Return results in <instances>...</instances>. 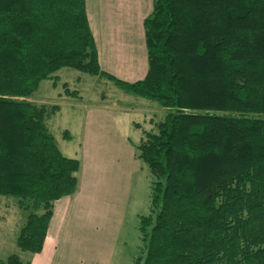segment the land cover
Returning <instances> with one entry per match:
<instances>
[{
	"label": "trees",
	"instance_id": "1",
	"mask_svg": "<svg viewBox=\"0 0 264 264\" xmlns=\"http://www.w3.org/2000/svg\"><path fill=\"white\" fill-rule=\"evenodd\" d=\"M143 27L148 70L126 83L99 68L85 0H0V198L27 214L16 247L40 252L53 204L79 188L81 161L45 124L56 107L29 101L68 68L166 111L134 147L150 195L133 264H264V0H153Z\"/></svg>",
	"mask_w": 264,
	"mask_h": 264
},
{
	"label": "crops",
	"instance_id": "2",
	"mask_svg": "<svg viewBox=\"0 0 264 264\" xmlns=\"http://www.w3.org/2000/svg\"><path fill=\"white\" fill-rule=\"evenodd\" d=\"M152 7L153 0H85L102 72L126 83L144 79L148 59L143 23ZM64 105L69 108L72 104ZM72 107L76 121L61 134L68 143L76 136L78 147L66 157L81 161L78 191L53 204L40 252H21L15 244L16 236L11 241L0 237V259L14 254L28 264H113L135 176L145 171L134 147L144 139L143 132L153 131L155 124L151 129L144 128L136 113L126 108L88 104ZM52 115L46 118V126ZM64 133L68 140L63 138Z\"/></svg>",
	"mask_w": 264,
	"mask_h": 264
},
{
	"label": "rangeland",
	"instance_id": "3",
	"mask_svg": "<svg viewBox=\"0 0 264 264\" xmlns=\"http://www.w3.org/2000/svg\"><path fill=\"white\" fill-rule=\"evenodd\" d=\"M57 81H44L39 84L29 101L39 107L50 110L59 107L57 113L51 116L47 129L55 138L61 152L68 156L78 147L76 136L74 141L62 139V132L71 129L75 122L73 105H106L111 107L133 110L138 120L143 121V127L151 129L165 115V110L157 103L130 96L119 90L103 78H94L81 72L64 68L58 71ZM53 84V89L51 86ZM56 88V89H55ZM85 101V102H82ZM68 103L70 107L64 105ZM81 102V103H80ZM58 104V105H57ZM48 121V119H47ZM150 122V123H149ZM52 123V125H51ZM76 146V147H75ZM150 176L145 170L134 179L129 210L121 234V240L114 254L113 264H133L134 257L140 246L138 223L139 217L147 212L150 195ZM26 213L18 209L12 198H0V237L1 240L11 241L25 222Z\"/></svg>",
	"mask_w": 264,
	"mask_h": 264
}]
</instances>
